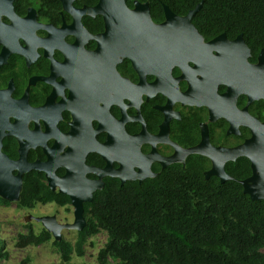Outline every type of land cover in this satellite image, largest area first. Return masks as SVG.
I'll return each instance as SVG.
<instances>
[{
    "label": "flooded vegetation",
    "instance_id": "af4514ba",
    "mask_svg": "<svg viewBox=\"0 0 264 264\" xmlns=\"http://www.w3.org/2000/svg\"><path fill=\"white\" fill-rule=\"evenodd\" d=\"M65 1L0 0V155L10 161L0 163V181L8 190L21 198L26 179L41 178L71 200L50 203L74 207L47 170L29 168L38 164L91 194L84 208L110 181L143 183L172 171L236 183L250 196L246 184L264 166V48L255 51L243 33H205L193 18V32L177 28L168 53L116 55L101 38L106 22L93 10L100 0ZM108 166L124 170L125 182L101 176ZM213 170L223 175L208 177ZM81 175L102 185H83ZM8 196L0 201L13 202Z\"/></svg>",
    "mask_w": 264,
    "mask_h": 264
},
{
    "label": "trees",
    "instance_id": "16d2710c",
    "mask_svg": "<svg viewBox=\"0 0 264 264\" xmlns=\"http://www.w3.org/2000/svg\"><path fill=\"white\" fill-rule=\"evenodd\" d=\"M54 7L57 0H41ZM148 2L154 21L165 20L164 5L180 16L199 3L194 16L205 33H243L264 48V0H127ZM94 4L98 0H82ZM41 178L26 179L18 206L70 203ZM9 203V202H7ZM87 226L76 242L54 240L65 262L85 255L86 243L101 231L108 241L96 264H264V200H253L239 184H215L197 171H172L143 183L121 185L110 181L94 202L85 204ZM20 235L18 247L38 246L53 240L44 229L32 227ZM0 244V259L7 257ZM0 264H2L0 262Z\"/></svg>",
    "mask_w": 264,
    "mask_h": 264
},
{
    "label": "water",
    "instance_id": "95a60500",
    "mask_svg": "<svg viewBox=\"0 0 264 264\" xmlns=\"http://www.w3.org/2000/svg\"><path fill=\"white\" fill-rule=\"evenodd\" d=\"M67 2L65 0H62ZM203 2L199 3L193 10L187 15L180 16L172 11L168 5H164L166 21L162 24H155L151 15L150 5L148 2L142 3L135 1V8H130L127 0H100L97 7L93 8L95 14H101L104 16L107 31L101 36L107 42L112 44V52L116 55H126L136 57L140 54H155V53H168L172 50L173 44L178 40L177 28H185L191 30L195 29L192 24L194 16L202 9ZM92 13V12H91ZM93 14V13H92ZM180 37L179 39H181ZM261 77L264 75V64L260 65ZM259 97L264 98V78L261 79V85L257 90ZM260 141H264V134H260ZM97 147L93 148L96 149ZM99 150L98 148L96 149ZM89 150L84 151V158L86 157ZM101 152V150H99ZM103 155H107L106 152H101ZM0 163H4L9 166L10 161L3 155H0ZM8 163V164H7ZM261 174L255 175L251 181L252 184H246L245 192L250 194L253 200L264 199V166L260 165ZM29 168H37L38 170L48 171V177L51 182V187L56 189L57 186H61V192L70 195L73 199L75 207V220L73 223L61 224L55 216H45L40 220L43 222L46 229L54 235L56 240H63V231L77 230L82 231L87 226V219L85 217L84 202L91 201L92 195L88 194L86 198L73 192L70 188L66 187L69 181V176L64 178H58L54 172H50L46 166H39L38 164H32ZM108 166L105 170L99 171L101 176L112 174L120 176L124 173V170L111 171ZM92 168H85L84 173ZM223 175L218 170H213L208 173V177L213 174ZM11 178V173L7 174ZM83 185H92V188L100 187L101 182L91 183L85 176L83 177ZM124 183L126 176H120ZM133 177V176H131ZM8 181H0V193L9 195L8 198L11 201H18L20 198L15 189L8 190ZM11 191V192H9Z\"/></svg>",
    "mask_w": 264,
    "mask_h": 264
},
{
    "label": "rangeland",
    "instance_id": "374dc122",
    "mask_svg": "<svg viewBox=\"0 0 264 264\" xmlns=\"http://www.w3.org/2000/svg\"><path fill=\"white\" fill-rule=\"evenodd\" d=\"M45 216H55L62 224L73 223L74 207L71 205L59 206L55 203L37 204L34 208H21L18 201H0V244L4 247L3 253L7 255L0 259L2 264H96L99 251L104 248L108 241V233L101 231L92 236L86 243L85 255L73 254L70 262H65L58 247L53 240L48 243L26 248L17 246L20 235L29 233L32 227L39 234L46 227L40 220ZM78 232L64 230L63 240L76 242Z\"/></svg>",
    "mask_w": 264,
    "mask_h": 264
}]
</instances>
